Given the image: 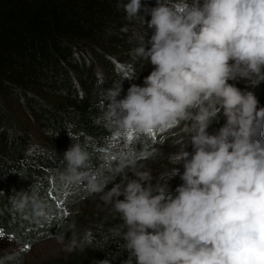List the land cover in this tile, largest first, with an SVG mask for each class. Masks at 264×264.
Segmentation results:
<instances>
[{"label": "clouds", "instance_id": "9594fccd", "mask_svg": "<svg viewBox=\"0 0 264 264\" xmlns=\"http://www.w3.org/2000/svg\"><path fill=\"white\" fill-rule=\"evenodd\" d=\"M123 7L132 20L140 16L141 0ZM147 23L155 29L151 46L145 47L142 33L133 54L153 70L143 86L131 84L123 99H117L122 81L134 74L104 89V118L116 135L136 136L158 131L167 137L188 122L187 141L169 157L174 167L154 184L130 155L108 164L102 175L89 167L90 153L77 142L64 153L61 179L85 183L119 215L122 223L113 232L125 241L124 264H264V107L258 108L252 92L228 83L264 81V0H170L151 9ZM221 110L226 122L210 134ZM181 162L182 174L175 167ZM178 175L183 183L173 193L168 180ZM13 205L20 211L31 205L36 216L47 218L46 204L34 194L17 193ZM57 239L65 243L64 234ZM88 244L87 237L78 241L73 235L66 250Z\"/></svg>", "mask_w": 264, "mask_h": 264}, {"label": "trees", "instance_id": "16d2710c", "mask_svg": "<svg viewBox=\"0 0 264 264\" xmlns=\"http://www.w3.org/2000/svg\"><path fill=\"white\" fill-rule=\"evenodd\" d=\"M129 2L0 0V230L22 245L58 234L68 240L71 210L86 205L79 220L87 227L85 237L91 244L76 249L64 261L47 264H99L103 260L124 264L128 259L125 241L113 232L122 221L111 205L99 194L93 197L83 182L71 184L76 187L73 198L65 195L69 189L61 176L66 167L64 153L77 142L90 153L89 167L107 174L104 145L117 135L116 126L104 118L109 102L104 100V89L125 73L134 74L122 81L123 91L117 99H123L131 84L143 86L144 77L153 70L133 49L139 46L136 40L142 33L145 47L151 46L147 43L155 31L147 23L151 9L170 0H141L140 16L132 20L123 7ZM228 83L245 94L252 92L259 100L258 108L264 107V81ZM25 117L38 124L39 141L33 128L24 123ZM219 117L210 124V134L225 124L222 110ZM186 123L175 127L176 134L168 130L171 133L163 145L180 147L187 136ZM161 174L153 178L154 184ZM118 181L119 177L110 182L107 190ZM182 183L179 175L168 180L173 193ZM19 192L34 194L45 203L47 218L36 216L31 205L23 211L16 209L13 199Z\"/></svg>", "mask_w": 264, "mask_h": 264}, {"label": "rangeland", "instance_id": "374dc122", "mask_svg": "<svg viewBox=\"0 0 264 264\" xmlns=\"http://www.w3.org/2000/svg\"><path fill=\"white\" fill-rule=\"evenodd\" d=\"M187 3L191 5L189 1H187ZM14 110L15 109H13V111ZM28 118H24V123H27L33 128L37 142L40 139L39 137H41L40 128L32 118ZM131 136L132 139H128V135H117L106 141L104 145L106 149L103 152L105 156L102 157L105 165H115L122 159H127L132 155L137 160L138 168L150 172L153 175V178H156L158 173L170 172L174 165L169 162V157L173 153L178 152L180 147L173 148L167 145L164 146L163 142L168 140L167 137H158L154 132L151 135ZM161 139H163L162 142ZM182 141L186 142L187 136ZM138 145L139 147L134 149L135 146ZM186 150L189 153L193 150L191 143L188 144ZM191 152L194 153V150ZM113 157H115V159H113ZM188 159H191V155ZM175 167L179 169L183 168V162L175 165ZM129 175L132 176L131 173H129ZM67 186L69 191L65 193V195L73 198L76 187L71 186V184H67ZM95 196H97V194H94L93 197ZM64 201L65 198H62V202ZM85 206H75V209L71 210L74 216L72 221L68 224L71 237L74 235L78 241L84 240L85 236L88 234L87 227L79 220V213L82 209L84 210ZM0 232L3 233V235L0 236V264H47L52 260L64 261L75 251H67V240H65V243H61L58 241L57 237H48L30 245H22L17 243V240L10 235L5 234L2 230H0ZM9 256H13V259L9 260Z\"/></svg>", "mask_w": 264, "mask_h": 264}, {"label": "snow or ice", "instance_id": "6c2138e0", "mask_svg": "<svg viewBox=\"0 0 264 264\" xmlns=\"http://www.w3.org/2000/svg\"><path fill=\"white\" fill-rule=\"evenodd\" d=\"M128 139H132V136L131 135H128ZM2 235H3V233L0 232V236H2Z\"/></svg>", "mask_w": 264, "mask_h": 264}]
</instances>
